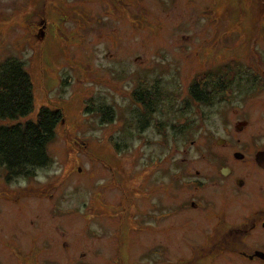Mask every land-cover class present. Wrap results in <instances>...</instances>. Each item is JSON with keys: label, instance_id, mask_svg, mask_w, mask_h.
I'll return each instance as SVG.
<instances>
[{"label": "rangeland", "instance_id": "374dc122", "mask_svg": "<svg viewBox=\"0 0 264 264\" xmlns=\"http://www.w3.org/2000/svg\"><path fill=\"white\" fill-rule=\"evenodd\" d=\"M7 59L33 81L30 119L62 121L47 166L9 182L0 167L1 264H257L229 250L253 254L260 229L219 238L264 191L259 0H0Z\"/></svg>", "mask_w": 264, "mask_h": 264}, {"label": "trees", "instance_id": "16d2710c", "mask_svg": "<svg viewBox=\"0 0 264 264\" xmlns=\"http://www.w3.org/2000/svg\"><path fill=\"white\" fill-rule=\"evenodd\" d=\"M34 111L33 81L24 64L11 59L0 62V167L8 182L30 177L33 170L51 162L48 147L56 138L62 114L42 107L33 120Z\"/></svg>", "mask_w": 264, "mask_h": 264}, {"label": "flooded vegetation", "instance_id": "af4514ba", "mask_svg": "<svg viewBox=\"0 0 264 264\" xmlns=\"http://www.w3.org/2000/svg\"><path fill=\"white\" fill-rule=\"evenodd\" d=\"M259 2L262 4V9H264V0H259ZM254 51H256V46L251 45V52L255 53ZM257 57L260 58L258 54H257ZM247 70H248V72H250L249 74H252L253 76L256 77V78H253L250 76L253 80H256L258 78L260 85L264 86V62L261 61V59L258 60V63L256 64V66L249 67V68H247ZM241 72H242L241 71V65H239V68L236 72V75H239L240 81L243 80V78H241L242 76H240ZM250 77L247 78V81H252L250 79ZM219 80L223 82V80L221 78H219ZM193 88L195 89V87H193ZM220 88H221V86H220ZM262 88H264V87H262ZM222 89L223 88H221V91H222ZM223 90H225V89H223ZM248 94L251 95L252 93L250 92ZM206 96L207 95L205 92H203V90H199L198 94H196L194 97L196 99H199V100L202 99L203 100V99H207L208 96L207 97ZM220 142L225 143L226 141L220 139ZM191 143L194 144L195 142L192 141ZM261 145H262V147H261L262 149L259 148V149L253 150L254 159L251 161V163L254 162L255 165L264 173V167L258 163V157H257L258 154L264 153V142ZM236 154H239V156H236ZM244 154L245 153H242V152H235L234 158H236V160L237 159L242 160L244 158ZM250 158H252V157H250ZM221 173L224 176H231L233 174V168L228 167V166L224 167L221 170ZM247 184H248V182L243 180L242 177L236 178L235 185L238 188V194H237L238 196L241 193V190H242L241 188H243L244 186H248ZM199 186H201V184L196 185V187H199ZM242 191H244V193L247 192L246 190H242ZM261 191L264 192L263 190H260V191L256 190V191H253V193L255 192V194L250 193V196H249V198H251L252 201L257 202L259 204L258 208L254 211L255 215L251 218V220H249L248 224H246L242 228L234 227L232 229H229V231L227 232V234L225 236L219 238V240L223 244H229V243H232L233 245H237V243L242 244L243 243V236L246 233L251 234L252 230H255V229H260L262 232H264V193H262ZM244 193H243V195H245ZM189 201H190L191 208H196V207L200 208L199 203L201 201L199 203L194 199H190ZM181 215H183V214H181ZM260 243H261L260 247L256 241L254 242V244L251 245V249L253 250V254H250L249 250L245 246L243 247L244 250H242L238 246H236L235 248L233 247L232 250H229V252L231 253L230 255H233V256H235V258L242 259V260L250 262V263L259 264V261L264 262V241H261ZM0 261H1V259H0Z\"/></svg>", "mask_w": 264, "mask_h": 264}, {"label": "water", "instance_id": "95a60500", "mask_svg": "<svg viewBox=\"0 0 264 264\" xmlns=\"http://www.w3.org/2000/svg\"><path fill=\"white\" fill-rule=\"evenodd\" d=\"M236 156H239V154H236ZM258 163L264 167V153L258 154Z\"/></svg>", "mask_w": 264, "mask_h": 264}]
</instances>
